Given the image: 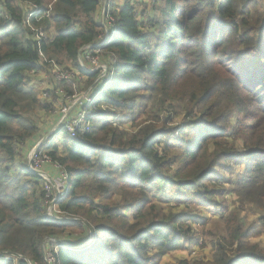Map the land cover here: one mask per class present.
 <instances>
[{
  "label": "trees",
  "instance_id": "1",
  "mask_svg": "<svg viewBox=\"0 0 264 264\" xmlns=\"http://www.w3.org/2000/svg\"><path fill=\"white\" fill-rule=\"evenodd\" d=\"M103 1L115 28L103 49L116 55V64L97 100L124 112L120 124L133 131L113 126L108 120L117 112L110 111L88 132H56L44 140L60 116L52 110L66 102L55 93L57 85L43 98L29 71L42 70L41 52L60 65L73 64L86 77L78 91L87 89L96 73L80 68L78 51L103 32L96 17ZM139 1L0 0V264H48V251L51 264H158L184 242L198 243L200 235L183 224L185 217L192 224L204 221L184 212L165 215L157 203L189 202L191 196L223 210L212 197L224 189L208 182L226 169L225 160L245 166L232 189L263 214L257 226L227 224L228 238L215 242L210 260L177 264H264L263 248L251 243L252 234L264 232V0H147L152 13L148 5L137 8ZM29 3L41 8L39 20H31L46 33L38 41L24 23ZM248 6L258 7L260 45L250 69L238 61V46L229 45L230 36L241 41L240 27L244 36L251 28L242 21ZM166 104L165 120L156 124ZM42 113L48 115L43 122ZM143 115L152 121H138ZM163 134L171 137L157 149ZM38 141L68 176L55 201L65 213L59 218L46 214L43 179L21 160L22 150ZM90 229L93 239L82 245ZM71 230L81 233L73 238Z\"/></svg>",
  "mask_w": 264,
  "mask_h": 264
},
{
  "label": "rangeland",
  "instance_id": "2",
  "mask_svg": "<svg viewBox=\"0 0 264 264\" xmlns=\"http://www.w3.org/2000/svg\"><path fill=\"white\" fill-rule=\"evenodd\" d=\"M116 2L120 3L121 0H116ZM52 3L53 1H51L50 4L52 5ZM138 3L139 4H137L136 6L137 8H142L143 6L148 5V8L146 9L147 12L149 13L153 12L152 10L150 11V8L153 6L150 1L140 0ZM257 9L258 7L255 8L252 6H248L246 9H244L243 14H242L243 24L244 25L249 24L251 25V28L247 30V34L244 36V33L242 32L243 31L245 32L246 30L240 27L239 31L242 34L241 41H238L237 39H233L232 36H230V39H229V45L238 46V49L241 54L240 57L238 58V61L242 64L244 68H248V69L254 67L256 63L259 61V55H258L259 50H257V48H260V45L258 42L259 30L255 22V18L257 15ZM104 10H105V2L103 1L101 6L99 7L98 14L96 15L99 22H103ZM158 11H159V8L154 10L156 14L158 13ZM259 13H261V11H259ZM140 14H141V18H143L144 12L137 11L136 15L138 16V18H140ZM241 23L242 22H238V25L240 26ZM50 29H52V25ZM252 44H256V49H253ZM248 49H252V51ZM62 61L64 63H61V65H59L56 61L55 62L59 66H62L63 68H67V69H69V67L74 68L73 64H71L69 61H66V60H62ZM101 61H102V56H100V63ZM262 62L264 63V61ZM43 68L45 69L43 71L48 72L47 69H49V67L47 65H44ZM107 70H108V67H107ZM45 72H40L35 75H32L33 82L35 83V88L38 90H40V88L46 87L47 85H49L48 82L53 80V76ZM52 72H54V70ZM103 74L106 75L105 73ZM63 85L64 84H58L57 86L59 88H63L64 90H66L63 87ZM78 92H76V94ZM168 107L169 105L166 104V106L163 107L162 110H159V113H158L159 120L156 124H160L161 122H164L165 116H166L165 114L167 113L166 108ZM98 108L106 109L107 112H110V111L117 112L119 117H116V116L115 118L111 117L109 118L110 120H114L118 118V122H119V118H121V121H122L126 117L124 112H121L119 109H116V108L113 109L112 107L108 106V104L106 103L98 105ZM57 109L60 112V116L55 122V124L53 123L54 125L51 126L50 129H52L53 127H59L62 123L65 122V120L74 122L75 120L79 119L78 118L79 113L76 111V108L74 109V107L72 106L67 108L66 106L60 105L57 107ZM73 109H74V114H71V110ZM47 116L48 115L46 113H42L40 115L41 122H43L47 118ZM234 116L235 117H232L230 119V122L228 125L230 128L228 129L229 132L234 129L233 125H235L236 118L237 117L240 118L242 116L241 111L236 112ZM150 118L151 116L147 118L146 115H143L138 119V121L141 119V120H145V123H147V122L152 121V119ZM138 121H135V124ZM250 121H248V124ZM176 123H178V121H176L175 123L171 125H175ZM112 125L113 126L120 125L122 126L121 128H124L125 130L133 131L131 130L132 127L128 126V123L112 124ZM190 128L191 127H188L186 131L187 133H189ZM47 133H44L42 135V139H44L47 136ZM60 133L64 134L63 132H60ZM193 136H194V133H191V137ZM167 137H171V136L166 135V134L160 135V137H158L156 141L157 145L155 146V148L161 149L162 144H163L162 142L165 141ZM237 140L238 141L235 142V145L236 147H240L239 142L241 143V139H237ZM32 152H33V147L29 148L27 152L22 150L21 160L24 164L25 163L28 164L31 162V160L35 159V155L31 156ZM175 152L176 151H174V153ZM224 164H227L226 169H217L216 175L211 179V181L208 182V185L212 183L210 187L213 188L214 190L217 189L218 187L224 189L222 191L221 196L213 195L212 197L216 199V203H218L219 205H223V210H221V208L216 209V207L213 206L211 203L203 201L202 199H199L196 197H191V196L188 197L189 202H184L186 200L184 197H182L180 201L178 199H170L166 201L162 200L159 203H157V206L164 212L165 215L169 213H174V212H184L186 214H190L191 216H195L194 218H200L201 221L202 220L204 221L203 225L200 224V222L199 224H192L190 223L191 219L189 217L187 218L185 217L183 219V224L190 225L192 228L191 232H194L200 235V239L198 240V243L191 245L183 241L184 247L182 249H177V250L171 251L170 253L166 254L165 256L161 258L158 264H177V261L179 259H185V258H188L191 260L199 259L205 262L211 259L213 252H214V248H215V242L222 238H226V239L228 238L227 233L229 232V227H226L227 224L240 223L241 225H247V226L251 224L256 225L257 220L261 217L263 213L261 214V210L255 209V207L251 203H247L246 201H243V199L232 189V186L234 184L236 177L239 175V172L244 170L245 166L242 164L235 165L233 163V160L232 161L225 160ZM173 168L174 166L169 167L167 173H171L173 171ZM55 176L50 178L49 185H51V183H54L53 184L54 188L51 187V189L48 190L49 198L47 199L48 201L46 202L47 203L46 204V214L60 217L62 216V214H65V213H62L56 207V203L53 201V199H54L55 189H59L63 187L64 181H62V177L58 176V174ZM116 196L118 200L119 199L118 196L120 195H116ZM91 231L92 230L90 229L89 232ZM80 233H81L80 230H71V236H73V238H77L80 235ZM251 243L252 244L257 243L264 250V232L252 234ZM234 246L235 245L231 247L233 248ZM231 247H229V249Z\"/></svg>",
  "mask_w": 264,
  "mask_h": 264
},
{
  "label": "built area",
  "instance_id": "3",
  "mask_svg": "<svg viewBox=\"0 0 264 264\" xmlns=\"http://www.w3.org/2000/svg\"><path fill=\"white\" fill-rule=\"evenodd\" d=\"M25 12H26V16L24 19V23L28 27V29L32 32L34 39L38 41L46 38V33L44 29L32 24L31 22L32 18H35L36 21L39 20L37 17L41 12V8H38L36 5L32 3H29L27 9H25ZM100 23L103 26V32L98 36L96 40L82 46L78 51V63L80 68L84 72L97 74L92 84L87 89L81 92L80 91L78 92L76 89L78 87V84H82L85 81L86 79L85 76L80 75L74 68H70V67L69 69L63 68L62 66H59L60 64L58 65L54 60H47L41 52H39L38 61L42 66V70L29 71V75L31 77V83H33V85L35 86L32 75H35L40 72H45L43 71L45 70L43 68L44 66L43 63H47L49 69H47L48 72L45 73L51 74L53 76V80L49 81L48 82L49 85H47L46 87L40 88L39 91L41 92L42 97L43 98L49 97L47 90L50 89L53 85H58L61 83L67 85L72 90L71 94L67 93L68 91L64 90L63 88H59L58 86L55 89V93L60 95L62 99L66 102V105L64 103L61 105L66 106L67 108L72 106L74 107V109L76 108V111L79 113L78 116L79 119L75 120L74 122L65 120V122L62 123L59 127H53L52 129H50L44 140L50 135L53 136L56 132H64L68 134L70 137H76L77 132H79L80 134L88 132L92 128L93 123L99 122L100 119H102V117L107 112L106 109L98 108V105L104 103L99 102L97 99L103 88V85H101L103 80L112 78L114 72V66L116 64V55L111 51H105L103 49L106 43L112 40L115 33V28H113L114 17L113 14L109 12V9L105 8L103 13V22ZM100 56H102L101 63H100ZM106 66L108 67V70ZM53 70L54 72H52ZM103 73H105L106 75H104ZM76 92L78 93L76 94ZM58 106H55L54 109L52 110L54 114L56 113L60 114L59 110L57 109ZM74 109L71 110V114H74ZM115 116L119 117L118 114H116ZM108 121L111 124H120L121 118H119V122H118V118L114 120L109 119ZM40 146H41V141H38L33 147V152L31 153V156L35 155V159L31 160V162L28 163V169L37 173L40 177L43 178L44 188L47 193L46 199L49 198L48 190L51 189V187L54 188L53 186L54 183H51V185H49L50 178L52 176L49 173H48L49 175L46 174L47 172L45 173L43 168L51 167L53 169V172L56 173V175L58 174V176L62 177V181H64V186L59 189H55V194L53 199V201L55 202L57 199H59L61 196L64 195L65 183L68 179V176L65 173V171L61 168L60 164L54 163V161H52L50 157L43 150H41ZM47 215L49 217L59 218L50 214ZM48 240L50 242L54 241L51 238H49ZM68 245L74 246L73 244H68ZM52 247L54 250H57L58 245L54 244L52 245ZM45 257L48 264L54 262L53 253L51 251L45 252Z\"/></svg>",
  "mask_w": 264,
  "mask_h": 264
},
{
  "label": "crops",
  "instance_id": "4",
  "mask_svg": "<svg viewBox=\"0 0 264 264\" xmlns=\"http://www.w3.org/2000/svg\"><path fill=\"white\" fill-rule=\"evenodd\" d=\"M43 169L45 172L49 173L52 177L56 175V173L53 172V169L51 167H44Z\"/></svg>",
  "mask_w": 264,
  "mask_h": 264
},
{
  "label": "water",
  "instance_id": "5",
  "mask_svg": "<svg viewBox=\"0 0 264 264\" xmlns=\"http://www.w3.org/2000/svg\"><path fill=\"white\" fill-rule=\"evenodd\" d=\"M93 239V234L91 232L89 238L86 240V242H84L82 245L88 244L91 240Z\"/></svg>",
  "mask_w": 264,
  "mask_h": 264
}]
</instances>
